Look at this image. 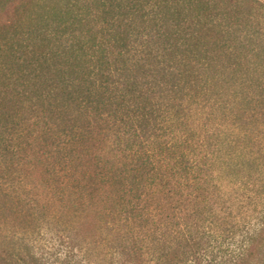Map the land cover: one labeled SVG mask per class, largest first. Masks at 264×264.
Instances as JSON below:
<instances>
[{
    "label": "trees",
    "instance_id": "1",
    "mask_svg": "<svg viewBox=\"0 0 264 264\" xmlns=\"http://www.w3.org/2000/svg\"><path fill=\"white\" fill-rule=\"evenodd\" d=\"M46 227L62 264H264V0H0V264H55Z\"/></svg>",
    "mask_w": 264,
    "mask_h": 264
},
{
    "label": "rangeland",
    "instance_id": "2",
    "mask_svg": "<svg viewBox=\"0 0 264 264\" xmlns=\"http://www.w3.org/2000/svg\"><path fill=\"white\" fill-rule=\"evenodd\" d=\"M40 13V12H39ZM52 225V224H51ZM76 223L73 224L72 221H68L67 216H62L61 220L59 219L52 227L57 232L62 227H69L71 229L75 228ZM45 233L38 236L36 243L37 246L40 247V252H44L46 257H49L51 261L55 264H62L64 261L67 260L69 254H71L70 250L68 249L65 240L58 237L57 232H53L52 229L46 227L44 229ZM37 236V235H36ZM36 250H38L36 248ZM78 254V252L76 251Z\"/></svg>",
    "mask_w": 264,
    "mask_h": 264
}]
</instances>
